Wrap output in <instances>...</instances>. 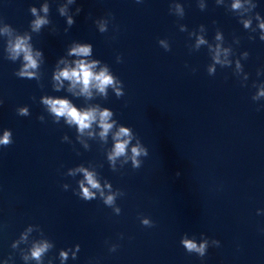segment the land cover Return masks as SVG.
<instances>
[{
	"label": "clouds",
	"instance_id": "9594fccd",
	"mask_svg": "<svg viewBox=\"0 0 264 264\" xmlns=\"http://www.w3.org/2000/svg\"><path fill=\"white\" fill-rule=\"evenodd\" d=\"M137 3H140L141 0H136ZM223 0H216V3H222ZM247 0H232L231 2V10L237 11L244 8ZM69 4L75 3V0H68ZM177 13L181 18L184 16V8L181 4L177 3L174 5ZM173 5H170V8ZM257 4H251V8H256ZM199 8L201 10L204 9V5L200 4ZM41 11L45 13V16H40L35 7H30V13L32 16L36 18L30 22V27L32 32L39 33L42 26L49 24V20L46 18L49 12V5L44 4L41 8ZM81 9L78 7L76 9V14H79ZM59 13L61 16L67 15V6H62L59 9ZM254 19L257 21V28L259 29V39L264 41V18L261 17L259 13H256ZM75 23L74 17L71 15H67V24L71 27ZM215 23V22H214ZM240 23L243 24L245 29H252L253 18L241 19ZM99 30L101 33L107 31L106 23L98 24ZM201 31H203V25H200ZM181 31H186L185 26H181ZM14 29L11 25L5 24V26L0 29V35H5L12 37L14 33ZM67 31V29H65ZM255 31V29H252ZM195 34V33H192ZM216 40L221 41L222 35L220 32L216 33ZM31 37L27 34L25 35H15L14 39H9L7 42V47L5 51L8 53L6 59L16 61L18 58L22 56L23 62L22 66L14 73L19 78H27V79H35L37 81L40 80L39 76V61L43 59L42 51L33 52L32 45L29 43ZM249 39H255L254 36H249ZM238 42V41H237ZM159 45L165 49V51L170 50V45L166 43L164 39L158 41ZM208 42L204 39L203 36L196 37L195 48L199 49L201 45L207 44ZM209 51L212 54L211 58L213 61L212 65H209L207 68V72L209 75L215 74V65L219 64L221 67H230L232 64V60L228 57L231 54V50L229 48H224L221 44H216L213 47L211 44L208 45ZM92 45L90 43H76L69 47L67 55L69 57H76V59L69 62L67 59L61 58L56 66L55 71L52 75L53 89L59 92L63 86L64 81L69 82V86L67 91L72 93L74 96H83L87 99H91L93 97V90L99 93L103 98H107L109 88L115 93L117 98H120L124 95L123 83L120 79L114 76L107 66L100 67L97 71V67L100 64L99 60H89L88 57L92 54ZM249 53L244 52L242 54L244 59H247ZM223 57V59H222ZM120 57L117 56V62H120ZM60 64H63L64 67H59ZM236 69L237 71H242L241 64L239 60H236ZM264 74L261 70H257V75ZM248 78V75H245V79ZM254 87H258L256 95L252 97L253 101L258 100L260 97H264V84L256 85ZM79 91H75L76 89ZM2 103V101H0ZM40 103H42L46 110L54 117V122L59 123L60 118H64L65 122L69 126H76L77 132L79 136L85 134L86 130L87 135L92 137L95 135L94 131H92L93 126H97L99 128V138L107 142V138L109 134H112L113 146L111 150L107 153V159L110 162L112 170L115 171V162L118 158L123 157L124 162L127 163L129 160L131 161V165L133 169H138L141 167L142 161L139 159L140 157L148 156V149L141 143L140 139L133 133L131 127L118 125L117 121L112 119L114 113L111 109L105 107L101 108L99 105L88 106L85 108H77L68 98H57L52 96H42L40 99ZM17 113L20 116H29V108L27 106L19 107L17 109ZM40 121H44V117H38ZM116 129L113 131V129ZM78 136V139H79ZM63 140H67V136L65 135ZM135 139V144L131 145V141ZM13 143L12 140V131L10 129H5L3 131V135L0 136V146L7 147ZM87 148V145H85ZM130 149V150H129ZM76 172H80L83 174V179L78 181L79 184V192H75L81 199L85 201H91L95 199L96 192L92 190H96L100 193V196L103 198V202L105 205L112 206L116 199V193L111 191V185L108 182H105L104 188L109 189V194L105 195L104 188L101 187V184L96 178V173L94 171H89L87 168L80 166L75 170L70 171V175H75ZM177 176L180 175L179 172L176 173ZM65 190L68 189V185H63ZM120 209L116 208L115 212L118 215L120 213ZM141 223L144 226H152V222L147 218H142ZM32 231V228L29 227L27 232L23 233L20 237V241H17L12 245L13 248H16L20 242H26L28 233ZM187 234H185L180 243L184 247V249L188 253H196L199 257L203 258L206 255L207 249L209 247V239L204 237L201 234V242L198 244L195 239H187ZM212 245L219 246L218 240H212ZM53 245L46 240H40L33 242L29 252L30 255H24L23 259L26 261L28 259H33L38 262V264H42L43 257L46 253L52 249ZM116 246L113 245L110 248V251H115ZM80 250V245H76V251ZM72 251L68 249L67 251L61 250L59 252L60 264H64V261L68 259V252ZM76 251L72 252V259H76ZM11 259V257H9ZM5 264H8V260H5ZM49 264H52V260H49Z\"/></svg>",
	"mask_w": 264,
	"mask_h": 264
}]
</instances>
